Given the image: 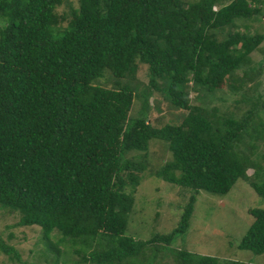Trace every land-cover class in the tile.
Masks as SVG:
<instances>
[{
    "label": "trees",
    "instance_id": "16d2710c",
    "mask_svg": "<svg viewBox=\"0 0 264 264\" xmlns=\"http://www.w3.org/2000/svg\"><path fill=\"white\" fill-rule=\"evenodd\" d=\"M63 1L0 0V210L18 214V226H38L54 264L68 245L83 263L128 264L146 246L167 248L188 230L198 191L226 195L258 167L260 94L243 97L248 108L235 119L192 106L183 84L191 81L201 100L228 80L239 82L235 75L264 35L237 32L218 41L214 30L255 20L264 2L78 0L61 16ZM138 64L151 90L187 111L179 124L156 128L129 116L138 85L122 80H133ZM106 75L114 86L99 84ZM153 139L171 153L156 176L194 193L171 232L138 241L126 230L145 166L124 156L145 153ZM253 189L264 202V179ZM248 212L253 220L237 248L262 255L264 206ZM0 251L20 260L2 241ZM174 257L178 264H221L183 248Z\"/></svg>",
    "mask_w": 264,
    "mask_h": 264
},
{
    "label": "rangeland",
    "instance_id": "374dc122",
    "mask_svg": "<svg viewBox=\"0 0 264 264\" xmlns=\"http://www.w3.org/2000/svg\"><path fill=\"white\" fill-rule=\"evenodd\" d=\"M183 1L192 3L196 0ZM221 1L223 5L229 2ZM71 7H78V0H64L58 6L57 12L61 16L70 14ZM218 8L219 6L215 7ZM60 23L66 25L65 20ZM237 32L248 36L264 35V3L260 6V13L255 20L252 17L249 20L237 21L236 26L214 30V35L218 41H222L227 35ZM250 60L251 62L245 66V71H238L235 75L239 82L226 81L212 94L203 95L202 101L197 99L202 94L197 92V87L196 90L192 89L194 85L191 81L183 84L188 86L190 104L203 105L208 112L216 107L217 115H231L239 119L248 108L249 99L243 97L254 98L258 93L264 102V41L250 54ZM105 78L106 81L102 79L99 84L106 87L114 86L108 75ZM148 80L146 66L140 64L133 80L129 78L122 80V85L128 84L130 87L138 85L139 99L133 102L129 116L131 118L144 116L149 125L156 128L166 124H179L187 111L173 108L161 93L149 88ZM231 84L238 86L235 92L229 90ZM259 118L264 123V109L260 112ZM254 145L252 158L258 162V167L247 170V178L239 179L226 195L198 191L195 194L188 230L183 235H177L174 241L166 246L167 248H163L165 246L161 244L146 246L142 253L128 264H178L174 253L182 248L194 254L214 257L221 264L233 262L264 264V254L255 255L237 248L253 220L248 210L264 206V202L253 189V185L264 179L262 173L264 139L254 142ZM145 153L135 151L124 156L132 162L141 160L145 166L140 175L139 185L132 195L134 204L126 230V235L138 241H147L156 234L171 232L180 220L183 207L194 193L189 188L170 184L156 176L155 172L171 160L166 142L157 139L148 141ZM129 189L126 187V191ZM18 221V214L0 210V241L12 247L20 258L18 262L10 260L0 251V264H54V255L45 248L41 238V229L38 226H18ZM102 245L103 248L108 247L105 241H102ZM59 249L61 254L57 264H89L80 262V256L73 252L70 245L60 246ZM93 250L102 249L97 245Z\"/></svg>",
    "mask_w": 264,
    "mask_h": 264
}]
</instances>
